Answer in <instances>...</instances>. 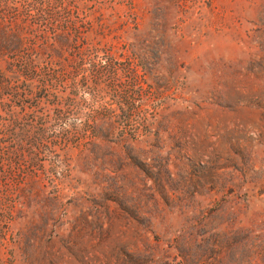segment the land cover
Returning a JSON list of instances; mask_svg holds the SVG:
<instances>
[{"label":"rangeland","instance_id":"1","mask_svg":"<svg viewBox=\"0 0 264 264\" xmlns=\"http://www.w3.org/2000/svg\"><path fill=\"white\" fill-rule=\"evenodd\" d=\"M8 6L0 264H264V0Z\"/></svg>","mask_w":264,"mask_h":264},{"label":"trees","instance_id":"2","mask_svg":"<svg viewBox=\"0 0 264 264\" xmlns=\"http://www.w3.org/2000/svg\"><path fill=\"white\" fill-rule=\"evenodd\" d=\"M14 0H0V53H3V51H10V52H17L20 51L23 43H24V34L25 33H31L34 35L36 39L41 37V39H44L42 36V32L38 29L35 31L29 32V27L26 26L25 22H16V18L11 15L9 12L8 8V2ZM29 0H25L27 2ZM58 0H33L34 5H37V7H31L27 11L29 13L33 12L36 14V19L34 21V26L38 25L41 23L44 17V11H43V6H47V8H50V5H52V2H56ZM11 19V20H10ZM33 24V23H32ZM38 28V27H37ZM52 35H53V42L57 44L59 47L58 50H56L55 54L57 55V58H62L64 52L68 49V44L69 42V32H60L59 34L56 33L57 30H55L53 27L50 29ZM46 49L44 50L43 48L41 50H35L33 49L32 52L34 53L35 58H39L43 52H45ZM51 51H54L52 49ZM1 55V54H0ZM1 59V58H0ZM23 59V58H21ZM26 61L20 60V62L17 63L16 68L14 70L12 68H9L8 70L6 69L5 72L10 76V78H5V72L0 70V85L5 84L10 86L12 85H18L15 86L13 89L15 90V97L18 98V93L17 91H21L22 93L19 95L21 98L28 99L30 97L34 99H41L42 93L40 91H45L42 86H34L32 83H27V79L21 78V75L19 72L23 71L24 75L26 76L28 73V68H27V62L28 59H31L32 57H26ZM33 62V61H32ZM33 71L31 72V76H33L35 72V67L32 68ZM74 69V72L76 68ZM36 95V96H35ZM27 97V98H26ZM20 105H17L19 107ZM10 109V107H7ZM22 109V108H21ZM15 117V114H11L10 110L6 111V121L8 123V126L11 124L12 119ZM17 117L15 118V120ZM95 124V122L93 123ZM90 129V127H89ZM91 129L94 131L96 129V125H92Z\"/></svg>","mask_w":264,"mask_h":264}]
</instances>
